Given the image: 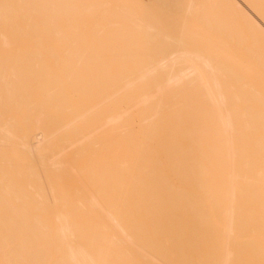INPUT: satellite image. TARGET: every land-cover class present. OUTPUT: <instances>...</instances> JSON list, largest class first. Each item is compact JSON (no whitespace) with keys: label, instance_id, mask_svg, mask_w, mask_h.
<instances>
[{"label":"bare ground","instance_id":"bare-ground-1","mask_svg":"<svg viewBox=\"0 0 264 264\" xmlns=\"http://www.w3.org/2000/svg\"><path fill=\"white\" fill-rule=\"evenodd\" d=\"M0 264H264V0H0Z\"/></svg>","mask_w":264,"mask_h":264},{"label":"rangeland","instance_id":"rangeland-1","mask_svg":"<svg viewBox=\"0 0 264 264\" xmlns=\"http://www.w3.org/2000/svg\"><path fill=\"white\" fill-rule=\"evenodd\" d=\"M207 4H208V5H206V4H205V5H206L207 7H209V5H210L211 3H210V4H209V3H207Z\"/></svg>","mask_w":264,"mask_h":264}]
</instances>
